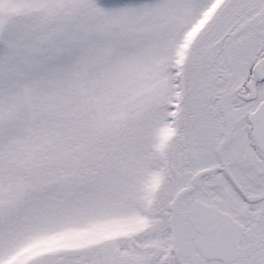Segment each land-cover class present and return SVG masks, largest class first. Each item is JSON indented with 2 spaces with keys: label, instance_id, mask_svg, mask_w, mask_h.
I'll return each mask as SVG.
<instances>
[{
  "label": "rangeland",
  "instance_id": "obj_1",
  "mask_svg": "<svg viewBox=\"0 0 264 264\" xmlns=\"http://www.w3.org/2000/svg\"><path fill=\"white\" fill-rule=\"evenodd\" d=\"M263 54L264 0H0V264H146L194 108Z\"/></svg>",
  "mask_w": 264,
  "mask_h": 264
},
{
  "label": "flooded vegetation",
  "instance_id": "obj_2",
  "mask_svg": "<svg viewBox=\"0 0 264 264\" xmlns=\"http://www.w3.org/2000/svg\"><path fill=\"white\" fill-rule=\"evenodd\" d=\"M251 83L256 90L254 97H250ZM263 83L250 74L247 84L233 93L236 102L230 110L221 103H201L194 108L191 133L207 138L210 145L206 147L197 140L199 145L187 151L184 140L179 141L177 163L170 168L176 189L170 208L160 210L147 226L149 241L157 243L166 238V244L152 246L146 264H264V157L255 146L248 124V116L264 99L258 94V86ZM175 123V131L180 133L176 117ZM213 157L221 161V166L198 163L204 158L203 163H210ZM195 205L214 208L228 219L226 225L215 227L227 229L223 237H216L218 231L211 229L203 247H199L202 235L191 220ZM205 253L222 255L209 257Z\"/></svg>",
  "mask_w": 264,
  "mask_h": 264
},
{
  "label": "water",
  "instance_id": "obj_3",
  "mask_svg": "<svg viewBox=\"0 0 264 264\" xmlns=\"http://www.w3.org/2000/svg\"><path fill=\"white\" fill-rule=\"evenodd\" d=\"M252 73L257 81L264 80V57L256 62L252 68ZM252 94L250 97H254L256 94L255 86L253 83L249 85ZM248 124L251 128V136L255 143L256 148L264 157V100L260 103L257 109L248 116ZM228 219L225 214H222L211 207H205L203 205H195L192 212V224L201 235L202 239L199 241V247H203L208 236L209 231H218L216 237H223L226 233V228L216 226L226 225ZM204 253V252H203ZM209 257H221L222 253L204 254Z\"/></svg>",
  "mask_w": 264,
  "mask_h": 264
}]
</instances>
